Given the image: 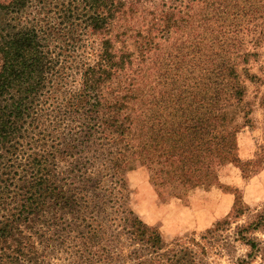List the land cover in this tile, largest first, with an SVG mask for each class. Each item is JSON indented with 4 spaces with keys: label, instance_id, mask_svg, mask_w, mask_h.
Wrapping results in <instances>:
<instances>
[{
    "label": "trees",
    "instance_id": "16d2710c",
    "mask_svg": "<svg viewBox=\"0 0 264 264\" xmlns=\"http://www.w3.org/2000/svg\"><path fill=\"white\" fill-rule=\"evenodd\" d=\"M127 1L90 0L98 12L93 29L107 31L110 15ZM205 2L161 0V21L176 23L184 10ZM257 2L246 0L241 8L251 10ZM27 3L0 2V264H210L206 242L213 248L207 237L216 229L164 252L160 231L130 205L127 175L138 166L148 168L165 199L178 197L180 188L195 181L212 184L234 154L231 146L217 150V119L207 120L189 106L167 131L150 123V115L132 110L133 97L123 92L135 89L133 53L111 52L108 40L100 62L85 63L78 68L79 80H70L41 30L4 20L7 13L20 15ZM224 3L210 4L215 14L231 19V27L249 31L261 19L237 24L236 19L257 10L241 14L237 4ZM216 71V79L228 86L238 76L231 63ZM124 77L130 79L128 86L107 87ZM236 88L229 103L241 94ZM216 107L208 116L215 115ZM262 226L264 214L238 228V239L251 249L249 259H264V242L246 234ZM237 264L249 261L238 259Z\"/></svg>",
    "mask_w": 264,
    "mask_h": 264
},
{
    "label": "rangeland",
    "instance_id": "374dc122",
    "mask_svg": "<svg viewBox=\"0 0 264 264\" xmlns=\"http://www.w3.org/2000/svg\"><path fill=\"white\" fill-rule=\"evenodd\" d=\"M210 3L212 0L184 10L174 23L161 21V0H128L123 10L112 12L105 32L92 27L98 12L90 0H28L20 15L3 16L12 25L41 30L70 80H79L78 68L85 63L100 62L105 40L111 52L133 53L130 78L137 80L135 91L123 94L130 93L132 110L150 115V123L157 128H174V118L187 114L189 106L207 120L217 119V150L225 152L231 146L234 154L219 168L212 184L195 181L186 189L180 188L178 197L165 199L153 185L151 171L138 166L127 175L133 192L130 205L145 223L160 231L166 244L164 252L171 253L181 240H199L216 229L207 237L213 248L206 242L210 264H237L238 259L264 264L260 255L248 258L251 249L237 235L239 227L264 214V0L244 11L241 7L246 0H225L227 6L237 4V13L257 10L236 19L241 25L244 20L261 18L257 25H249V31L231 27V19L215 14ZM229 63L238 74L235 81H229L231 86L215 77L216 69ZM125 78L107 87L128 86L130 79ZM232 87H238L241 94L229 103ZM216 106L219 110L208 116ZM212 136H207L208 140ZM246 234L264 242V226Z\"/></svg>",
    "mask_w": 264,
    "mask_h": 264
}]
</instances>
